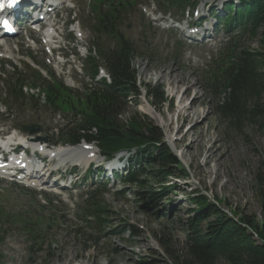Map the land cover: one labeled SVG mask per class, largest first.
<instances>
[{
  "label": "rangeland",
  "instance_id": "1",
  "mask_svg": "<svg viewBox=\"0 0 264 264\" xmlns=\"http://www.w3.org/2000/svg\"><path fill=\"white\" fill-rule=\"evenodd\" d=\"M123 29L127 39L139 36L136 24ZM259 40L244 39L241 47L258 50ZM164 59L162 56L157 66H144L140 61L133 66L138 91L144 93L143 85L157 87L168 101L156 110L142 96L136 111L160 129L164 145L179 163L177 173L186 176L166 183L167 200H173L172 204L165 200L152 206L153 211L143 212L136 187L124 194L109 193L102 200L108 212L106 232H121L127 227L126 232L106 238L100 235L97 239L87 228L90 224H84L87 217L82 213L77 218L80 204L64 207L62 213L61 206H56L51 214L10 192L0 193V264H172L157 240L176 256H185L186 225L193 217L188 211L195 209L188 197L197 194L208 197L210 202L216 200L229 217L247 216L257 223L262 221L254 177L264 169V129L244 125L240 132L229 130L227 121L216 116L215 103L198 89L203 88L204 67L189 64L191 68L187 69L183 62L182 69L179 62ZM129 116L128 112L126 119ZM118 189L123 187H116L114 192ZM60 216L67 221L60 220Z\"/></svg>",
  "mask_w": 264,
  "mask_h": 264
},
{
  "label": "trees",
  "instance_id": "2",
  "mask_svg": "<svg viewBox=\"0 0 264 264\" xmlns=\"http://www.w3.org/2000/svg\"><path fill=\"white\" fill-rule=\"evenodd\" d=\"M169 1L180 4L190 0ZM247 2L250 5L243 6L239 12L249 21L254 11V21L247 31L252 40L260 39L259 48H242L226 72L213 83L215 94H219L215 103L216 116L226 120L228 129L233 132H240L244 125H251L257 130L264 129V0ZM229 9L232 7L229 6ZM237 24L240 30L242 26L245 28L241 21ZM132 58L125 57L117 68L116 81L112 87L114 97L86 102L78 99L75 105L89 110L93 116L86 125L87 129H94L95 134L83 129L87 133L83 137L94 141L104 152L141 147L138 149L141 163L135 167L137 174L126 179L123 186L128 187L124 193L136 187L135 194L143 204L139 209L145 212L153 211L152 206H158L165 200L171 205L172 201L167 200L166 183L169 179L183 180L186 176L177 173L179 163L164 145L160 129L147 116L136 111L141 94L137 88ZM142 88L152 108L157 110L168 104L160 88L149 85H143ZM46 91L53 93L49 87ZM169 105L171 108L172 101ZM128 112L130 116L126 119ZM254 190L261 200L260 223L247 216L229 217L219 208L220 204L216 200L210 202L208 197L197 194L188 197V203L195 205V209L188 211L193 217L186 225L185 256L171 253L159 239L160 248L171 258L172 264H264V169L255 174ZM98 206L93 202L86 211L106 212ZM145 207L151 208L148 210ZM128 230L133 234L132 228Z\"/></svg>",
  "mask_w": 264,
  "mask_h": 264
},
{
  "label": "bare ground",
  "instance_id": "3",
  "mask_svg": "<svg viewBox=\"0 0 264 264\" xmlns=\"http://www.w3.org/2000/svg\"><path fill=\"white\" fill-rule=\"evenodd\" d=\"M189 82V81H188ZM189 84H190V82H189ZM189 89V88H188ZM187 94V93H186ZM195 96H197V93H196V95ZM198 97V96H197ZM181 106L179 105V108H180ZM187 109H189V108H187ZM184 110H186L185 108H184ZM179 113V112H178ZM185 114V113H184Z\"/></svg>",
  "mask_w": 264,
  "mask_h": 264
}]
</instances>
